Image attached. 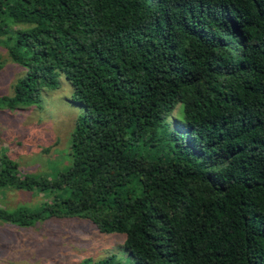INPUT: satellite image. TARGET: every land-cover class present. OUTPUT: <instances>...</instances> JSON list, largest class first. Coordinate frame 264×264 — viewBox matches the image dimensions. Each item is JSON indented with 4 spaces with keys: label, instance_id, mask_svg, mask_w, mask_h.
I'll list each match as a JSON object with an SVG mask.
<instances>
[{
    "label": "trees",
    "instance_id": "trees-1",
    "mask_svg": "<svg viewBox=\"0 0 264 264\" xmlns=\"http://www.w3.org/2000/svg\"><path fill=\"white\" fill-rule=\"evenodd\" d=\"M0 46L26 68L0 108L61 75L85 107L55 177L0 151V188L53 194L0 220L88 218L133 264H264V0H0Z\"/></svg>",
    "mask_w": 264,
    "mask_h": 264
},
{
    "label": "rangeland",
    "instance_id": "rangeland-1",
    "mask_svg": "<svg viewBox=\"0 0 264 264\" xmlns=\"http://www.w3.org/2000/svg\"><path fill=\"white\" fill-rule=\"evenodd\" d=\"M25 69L0 46V98L13 94L14 83ZM59 81L58 88L41 91L38 104L0 108V151L19 163L23 175L55 177L72 161V137L85 107L75 101L67 77L61 75ZM134 149L147 155L143 145ZM126 189L133 196L141 192L136 179ZM51 195L8 186L0 188V207L35 211ZM124 241V234L103 233L84 217H51L25 227L0 220V264H100L108 256L133 264Z\"/></svg>",
    "mask_w": 264,
    "mask_h": 264
}]
</instances>
